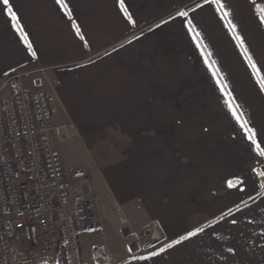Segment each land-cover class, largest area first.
<instances>
[{
    "label": "crops",
    "instance_id": "1",
    "mask_svg": "<svg viewBox=\"0 0 264 264\" xmlns=\"http://www.w3.org/2000/svg\"><path fill=\"white\" fill-rule=\"evenodd\" d=\"M262 17L264 0H0V87L45 68L64 165L96 164L125 226L160 227L134 253L93 194L114 264H264Z\"/></svg>",
    "mask_w": 264,
    "mask_h": 264
},
{
    "label": "built area",
    "instance_id": "2",
    "mask_svg": "<svg viewBox=\"0 0 264 264\" xmlns=\"http://www.w3.org/2000/svg\"><path fill=\"white\" fill-rule=\"evenodd\" d=\"M40 70H17L0 87V264H114L100 234L98 199L83 188L86 171L64 165L53 146L55 90L35 87ZM72 135V133H68ZM134 253L162 240L158 223L147 231L124 227Z\"/></svg>",
    "mask_w": 264,
    "mask_h": 264
},
{
    "label": "rangeland",
    "instance_id": "3",
    "mask_svg": "<svg viewBox=\"0 0 264 264\" xmlns=\"http://www.w3.org/2000/svg\"><path fill=\"white\" fill-rule=\"evenodd\" d=\"M37 79L33 80L32 79V83L35 85V87L37 88H42V85L40 82L37 83L36 81ZM73 136V135H72ZM66 137H71V136H67L65 134L64 138ZM77 138V137H76ZM72 142H78V141H74L71 140V143H69V147L71 144V147L73 148V150L70 148V153L71 155L74 157V159H76V161H78L80 159V161H84L83 159L85 157H87V154H85L84 152H78V146ZM90 166V163L87 162V164ZM78 166L81 167V165ZM87 177L83 182V185H85L86 189L91 191L90 193L87 194H95V195H99L100 196V201L103 199V201L105 202H109L110 204V208L106 209L107 211V217H106V221L108 222V228L111 232V239L116 235V229H119L120 226H125V216L121 210V207L119 208V206L114 202L115 198L117 199H121L124 192L123 189L120 188V192L118 191H114L109 182L107 181V177H106V173H104V171H101L100 168L93 163L92 167H88L85 168ZM122 177V176H121ZM120 183L122 184L123 181L120 180ZM98 199V198H97ZM131 226V225H130ZM132 228L135 229V227L131 226ZM116 228V229H115ZM123 230L124 228L121 230L120 235L124 238L123 236ZM138 230V229H137ZM125 240V238H124ZM97 242H106L107 246L109 247V250L111 252V248L109 246V243L104 240V239H98L97 236L92 237L91 239H88V241L85 242V253H89V249L91 247V245H93L94 243ZM112 255V254H111Z\"/></svg>",
    "mask_w": 264,
    "mask_h": 264
},
{
    "label": "snow or ice",
    "instance_id": "4",
    "mask_svg": "<svg viewBox=\"0 0 264 264\" xmlns=\"http://www.w3.org/2000/svg\"><path fill=\"white\" fill-rule=\"evenodd\" d=\"M8 2H9V0H3V3H4L5 5H7ZM61 2H62V0H57V3H61ZM206 2H207V0H206ZM215 2H218V0H215ZM9 14L12 16V19H16L15 13L12 12V9H11V8H9ZM178 15L186 16L187 13H186V12H180V13H178ZM262 21H264V17H262ZM261 87H262V89H264V83H262ZM233 114L235 115V113H233ZM237 119H239V118L237 117ZM249 131H251V130H249ZM249 139H252V142H253V143H256V141H255V139L253 138V136H250ZM257 147H259V145H257ZM260 154H261V155H264V151H261ZM233 186H234V185H232V183L229 182V187H233ZM233 223H235V221H233ZM188 235L191 236V235H194V233H189ZM183 238H184V237H182V239H183ZM169 246H170V245H169ZM162 250H163V249H161V251H162ZM152 255H155V253H152Z\"/></svg>",
    "mask_w": 264,
    "mask_h": 264
}]
</instances>
